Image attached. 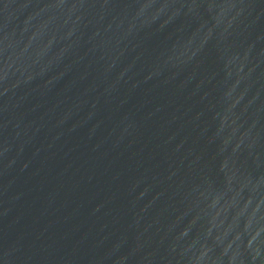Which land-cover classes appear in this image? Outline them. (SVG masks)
<instances>
[{"label": "water", "instance_id": "95a60500", "mask_svg": "<svg viewBox=\"0 0 264 264\" xmlns=\"http://www.w3.org/2000/svg\"><path fill=\"white\" fill-rule=\"evenodd\" d=\"M0 264H264V0H0Z\"/></svg>", "mask_w": 264, "mask_h": 264}]
</instances>
